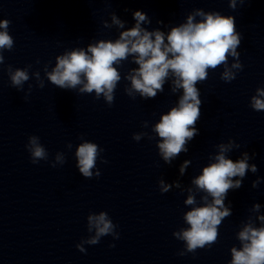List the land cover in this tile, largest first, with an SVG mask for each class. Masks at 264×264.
Masks as SVG:
<instances>
[{"label":"clouds","instance_id":"obj_1","mask_svg":"<svg viewBox=\"0 0 264 264\" xmlns=\"http://www.w3.org/2000/svg\"><path fill=\"white\" fill-rule=\"evenodd\" d=\"M239 3H245V0H239ZM229 6L235 10L237 0H229ZM196 17H200V20L197 21ZM133 19L135 25L120 32L119 38L114 42L99 40L89 44L86 51L83 48L66 51L56 57L55 67L50 72L47 66L44 71L47 79L58 88L75 90L78 85H83L79 88L81 94L94 92L96 99L102 95L109 106L114 101V92L121 80V74L114 65H120L130 55L133 56V62L139 66L132 69L131 74L125 77L131 81V87L126 88L125 92L132 98H135L137 92L145 99L155 98L158 91L163 92V85L171 75L172 91L183 89V95L179 99L178 106L162 115L160 122L153 129L162 139L158 144L160 154L166 163L171 164V161L182 151H187L186 143L199 134L194 127L201 115L197 83L207 79L209 69L215 70L221 65L224 66L221 79L225 82L234 80L237 72L243 69L239 60L240 53L237 52L242 36L236 30L233 16H224L214 11L205 12L203 9H195L188 15L186 23L173 27L167 34V43L162 31H148L141 27L142 23L151 22L146 13L140 10L134 11ZM10 23L7 19L0 20V29H3L0 31V64L4 63L3 51H11L14 46V40L8 33ZM112 25L123 29L125 22L112 13L111 25L105 21L104 26ZM229 56L235 60L230 67ZM30 67L31 65L27 68ZM27 68L14 70L11 65L8 66L7 72L12 87L23 89L24 83L30 79ZM34 75L38 86L43 88L44 82L40 79V73L36 72ZM256 92L257 95L251 98L250 106L256 111L264 110V99H262L264 88H257ZM133 139L139 141L141 136L134 134ZM233 146L239 147L231 140L227 145H218L219 154L215 156L216 162L205 167L202 175L193 181L198 190H203L212 197V202L208 203L207 196L201 197L204 206L193 207L184 215V220L190 227L173 233L178 240L186 241V250L178 253L181 256L195 253L198 248L210 246L217 241L218 226L224 218L231 215L230 208L224 207V199L229 189L242 186L246 171L251 170L253 173L258 171L255 164H248L247 161L252 157H249L247 152L236 162L227 159L225 153L231 151ZM67 147L71 148L72 145L68 144ZM26 148L33 164L41 160L47 161L48 152L40 143L38 136H29ZM101 152L103 149L95 143L85 141L79 144L75 152L78 161L76 166L83 177L100 176L99 170L94 173L93 169ZM101 162L107 163L105 160ZM64 163V154L58 152L51 166L56 167L57 164ZM187 164L186 161L181 166V173L184 172ZM235 176L242 179L233 183L230 178ZM259 183L260 180L257 179L252 186L257 187ZM160 184L161 193L169 191V185H165L163 181H160ZM176 186L179 187L178 184ZM184 203L194 205L195 196L190 194ZM259 207L258 204L254 206L256 210ZM259 219L264 222V216H260ZM116 227L106 212L101 211L98 215L90 213L87 217V230L91 235L82 239L76 245L77 249L85 253V244L96 245L102 237L108 235L113 239H119ZM238 239L242 247L239 250L236 247L231 248V264H264V226L254 227L251 223L246 224L239 232ZM109 247L115 245L111 244Z\"/></svg>","mask_w":264,"mask_h":264}]
</instances>
